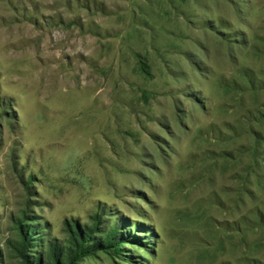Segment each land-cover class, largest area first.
Segmentation results:
<instances>
[{"label": "rangeland", "instance_id": "374dc122", "mask_svg": "<svg viewBox=\"0 0 264 264\" xmlns=\"http://www.w3.org/2000/svg\"><path fill=\"white\" fill-rule=\"evenodd\" d=\"M0 264H264V0H0Z\"/></svg>", "mask_w": 264, "mask_h": 264}, {"label": "trees", "instance_id": "16d2710c", "mask_svg": "<svg viewBox=\"0 0 264 264\" xmlns=\"http://www.w3.org/2000/svg\"><path fill=\"white\" fill-rule=\"evenodd\" d=\"M74 261H71V263H73Z\"/></svg>", "mask_w": 264, "mask_h": 264}]
</instances>
